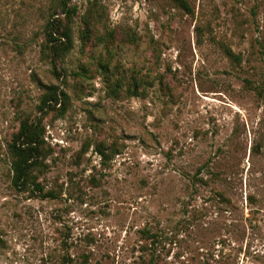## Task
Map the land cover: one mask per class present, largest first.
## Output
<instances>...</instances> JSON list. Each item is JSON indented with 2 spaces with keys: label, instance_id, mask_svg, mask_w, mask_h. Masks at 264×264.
Segmentation results:
<instances>
[{
  "label": "rangeland",
  "instance_id": "374dc122",
  "mask_svg": "<svg viewBox=\"0 0 264 264\" xmlns=\"http://www.w3.org/2000/svg\"><path fill=\"white\" fill-rule=\"evenodd\" d=\"M187 1L0 0V264H264V0ZM23 117L54 197L14 183Z\"/></svg>",
  "mask_w": 264,
  "mask_h": 264
},
{
  "label": "trees",
  "instance_id": "16d2710c",
  "mask_svg": "<svg viewBox=\"0 0 264 264\" xmlns=\"http://www.w3.org/2000/svg\"><path fill=\"white\" fill-rule=\"evenodd\" d=\"M178 6L184 8L185 10L191 11L192 8L187 0H172ZM72 0H59V7L67 14L68 22L70 23L71 16L75 12V8L71 6ZM59 19L51 20L48 24L47 35L49 37L48 41L54 40L55 33H58ZM64 37L67 39V45L63 48L61 46L53 48L55 51V59L62 58L64 51H69L73 46V39L71 34V29L69 24L65 25L62 32ZM48 48H52V45H47ZM55 66V61H54ZM55 69L56 66H55ZM118 79L114 80L113 92L116 93L119 84ZM138 81L135 80L134 86L137 87ZM46 91L41 96V102L38 106L39 111H45L46 108L51 107L52 103H58L60 100L66 103L69 99V95L65 90L59 89L58 86L51 85L46 86ZM135 91V90H133ZM137 93V92H134ZM100 152H102L101 148ZM9 151L12 157V170L14 183L17 186L31 187L34 186L36 191L44 193V188L36 178V171L41 170L43 166V159L47 157V152L45 148V127L41 120V117H35L34 119L23 117L20 121L19 128L17 132L14 133L11 143L9 144ZM104 154V153H103ZM52 196L54 194L52 191L44 193V197ZM151 264H157L155 262V257L152 255L150 258Z\"/></svg>",
  "mask_w": 264,
  "mask_h": 264
}]
</instances>
